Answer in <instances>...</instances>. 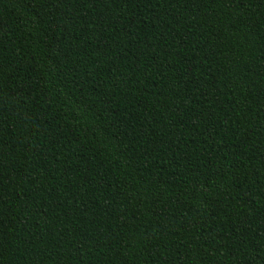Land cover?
<instances>
[{
  "label": "trees",
  "instance_id": "obj_1",
  "mask_svg": "<svg viewBox=\"0 0 264 264\" xmlns=\"http://www.w3.org/2000/svg\"><path fill=\"white\" fill-rule=\"evenodd\" d=\"M0 264H264V0H0Z\"/></svg>",
  "mask_w": 264,
  "mask_h": 264
}]
</instances>
